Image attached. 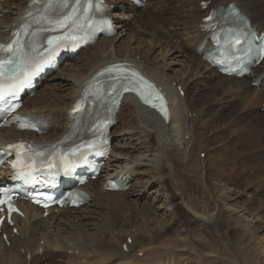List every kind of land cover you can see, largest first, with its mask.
Listing matches in <instances>:
<instances>
[{"label": "bare ground", "instance_id": "6f19581e", "mask_svg": "<svg viewBox=\"0 0 264 264\" xmlns=\"http://www.w3.org/2000/svg\"><path fill=\"white\" fill-rule=\"evenodd\" d=\"M29 1L4 0L0 3V15H2L0 42L8 38L10 31L28 8ZM107 2L110 4L107 15L112 19L119 35L100 38L88 49V51L92 50V56L88 61L83 59L79 63L82 54L71 60H65L63 67H60L57 73L46 78L49 83L43 82L33 97H26L23 101V110L42 119L47 125L46 132L35 135L18 132L13 128L0 129V143L21 139L47 144L59 140L68 131L67 111L85 89L87 82L99 69L117 61L131 64L164 90L169 99V118L165 120L159 117L130 95H125L116 116V123L109 133L113 142L108 165L98 179L89 181L83 186L90 200L78 209L50 210L47 217H42L43 212L40 209L21 202L19 206L23 217H13L17 235H12L11 228H7L5 224L2 228L9 247L5 246L0 237V264H88L87 261L90 259L94 260L93 264H109L112 258L131 259L132 264L136 262V254L139 255V252L134 253L138 244L143 246L145 257H150L155 253L156 248L153 247L154 236L148 225L154 222L156 233H162L170 226L172 228L173 217L176 215L175 205H179L194 218L212 226L215 222L212 221L213 213L210 212L209 200L212 198L209 199L204 193L207 189L203 188V192H199L198 197L195 194L197 191H194L195 186L192 187L189 183L191 181L187 170L192 168L199 173L197 175L193 173L196 185L203 186L206 181L202 172H199L201 167L199 168L198 162L192 160V153L203 141L198 138L194 141L197 125L201 124L200 126L204 128L216 127V129L221 125V129L234 128L242 137L238 139L245 148H249L253 143L257 145L264 139L262 119L264 112L260 113L258 109L253 108V105L258 103L259 105L262 103L264 107V59L253 69L252 76L248 78L222 76L202 59V54L188 46H181L182 44L174 39L179 34H188L187 41L198 45L204 37L201 33V19L209 9L218 5L225 6L228 3L236 4L250 19L256 30L264 31V0H145L141 10L128 0H107ZM111 5L114 7L119 5L120 10H128L132 15L129 17L133 25L148 38L147 48L144 49L138 44L132 47L133 36H128L124 45L122 42L115 44L125 28L118 20L121 15ZM203 5H206L205 9ZM151 47H163L167 54L170 51L178 54L181 58L178 63L184 65L186 75L178 74L176 77H171L168 73L164 74V66L167 64L155 63V58L151 56ZM138 55L140 58L137 59ZM77 63L79 64L76 65ZM259 77L261 79L258 85L253 86L252 82ZM197 83L206 85L208 93H202L196 87ZM177 86L183 91V96L179 95ZM190 114H194V117L189 118ZM194 123L197 124L192 126V128L195 126L192 130L191 125ZM200 137L202 138L201 134ZM221 164H223L222 158H217L213 170L219 172L218 167ZM6 170L7 167L1 170L0 177L6 173ZM113 174H122V182L130 184L127 192L104 190L105 179ZM166 179L173 180L172 182H175V185L177 183L179 188L174 187L171 193L166 186L168 183L165 185ZM94 182H98L97 187L93 185ZM69 189L65 188L64 191ZM229 191L227 186L222 190H216L214 193L216 201L221 199L217 192L221 194ZM109 195L111 198L119 195L130 197L127 202H132L135 211L138 201L144 199L150 203V206L143 205L149 207L147 209L151 211L145 213L147 215L141 211L135 213L140 226L132 231L134 234L127 236L131 242L126 243V250L122 249L126 239L120 241L119 237H114V233L105 235L107 230L102 231L105 229V224L101 222L104 218L100 215L101 210L107 207ZM117 203L122 204L123 200H118ZM171 206H173L172 210L167 209ZM171 211L172 214L169 215ZM158 217L161 218L156 221L155 218ZM224 223L226 228H230L228 219ZM131 225L135 226V224ZM130 226L128 222L126 227ZM156 233L155 237L158 236ZM144 235L148 237V243L141 244L138 240L145 238ZM182 239L176 238L172 244L167 245L166 249H170L173 256L165 258L166 262H161L163 259L154 264H175L173 258L177 257L175 253L181 248L188 250L186 253H196V248L190 243L192 240L187 242ZM40 241L42 245L39 244ZM159 245L162 247L163 243ZM199 252L196 253L199 256H211L214 251L211 249L207 254ZM82 259L86 261L81 262Z\"/></svg>", "mask_w": 264, "mask_h": 264}, {"label": "rangeland", "instance_id": "374dc122", "mask_svg": "<svg viewBox=\"0 0 264 264\" xmlns=\"http://www.w3.org/2000/svg\"><path fill=\"white\" fill-rule=\"evenodd\" d=\"M115 9L121 15L118 20L124 25L125 28V30H123V32H121L119 36V41L115 44H120V42H122V44L124 45V43L126 44L128 36H133L132 47H135L138 44L142 45L144 49L147 48L148 44L146 43V41L148 40V38L145 37V35L142 34L133 25V21L131 19L132 15L129 14L128 10H120L119 5H117ZM138 9H143V6L138 7ZM1 16L2 15H0V17ZM116 35H119L118 30L116 31ZM187 38L188 34H179L174 39L180 42L182 44L181 46H188L196 50L197 45L195 43L190 44L187 41ZM150 51H152L151 56L152 58H155L156 64H167L164 66V74L168 73L171 77H176L178 76V74L180 76L186 75V69L184 68V65L181 62L178 63L179 60H181L178 54L173 53L172 51L167 54V51L165 53L163 47H151ZM91 52L92 50L82 51L80 53L82 54V57H80L79 63L83 59H86L88 61L92 56ZM136 58H140L139 55L136 56ZM79 63H77L76 65H78ZM63 64L64 63L61 64V67H63ZM173 86H175V84H173ZM196 87L201 90L202 93H208L206 85L197 83ZM260 93L261 92H259V94ZM253 106V108H255V110L258 109L260 113L264 112V107L262 103L260 105L258 103V105L256 104ZM188 116L189 118H192L194 117V114H190ZM262 119L264 121V117H262ZM200 123H202V121ZM196 124L197 123L192 124L191 128L193 125L196 126ZM200 125H197V133H195L193 138L194 141H196L197 138L198 140L202 139L203 141L198 147L199 149L197 148L192 153V160L198 162L199 168L201 167L199 172H202L203 177L206 178V181L203 185L204 187L196 185L195 181L193 180V173L197 175L199 174L196 173L198 171L194 170V168L187 171H189L188 175H190L189 179L191 182L189 183L192 187L195 186L194 191H197L195 194L198 197L200 196L198 195V193L203 192V188L204 190L207 189V191L210 193L209 194L206 190L204 192L209 199L212 198V200H209L211 201L209 202L211 205L210 212L213 213L214 220L212 219V221L215 222L212 226L204 221L194 218L190 212H187L184 208L180 207L179 205H175L176 215L175 217H173L174 225H172V228H170V226L168 227L169 229H165V231H163L162 233H156L154 222L150 223V226L148 225V228H150L151 232H153L154 237L152 239L154 240L153 242H155V245L153 246L154 248H156L155 253L150 257H145V251L144 249H142L143 246L141 247L138 244L135 247L134 253L139 252V255L136 254V262L132 264H137V262L138 264H154L156 262H160V260L163 259L164 260L161 262H166L165 260L168 257L173 256L172 251L170 249H166L167 245L172 244L176 238L178 239L180 237L187 242H190L192 240L190 243L192 247L196 248V253L197 251H200L199 253L207 254L208 251H210L211 249L214 252L210 254L211 256H199L196 253H186L188 250H182L181 248L178 250V252L175 253V256L177 257L173 258V261L175 260V264H264V139L262 140L263 143L259 142V144L257 145H254L253 143L249 148H245V146H242L243 144L241 143V141H239L242 137L235 132L234 128L226 129L223 127L221 129V124V126L217 127V129L216 127L204 128ZM195 126L192 128V130H194ZM200 134L202 138L200 137ZM247 141L250 140L247 139ZM112 142L113 140L111 139V144ZM199 150H201V153L198 155ZM217 158H222L223 162V164L218 167L219 172H215L213 170V165ZM143 169L147 170L149 168ZM177 172L181 173V171ZM172 181L173 180L170 181V179L165 180V185L168 183V185L166 186L171 193L173 192L174 187L179 188L177 186V183L175 185V182ZM93 185L97 187L98 182H94ZM205 185H208L206 186L207 188L205 187ZM226 186L229 187L230 191L228 193L221 194L217 192L221 199H217L216 201V195L214 193L216 192V190H222V188H225ZM109 197L107 207L101 210L102 213L100 216L104 218L101 222L105 224V229H103L102 231L106 232L107 230V233L105 235H110L114 233V237L117 236V238L119 237L120 241H124V239H127V236L134 234L132 231H134L136 228H139L138 226H140L135 217V213L141 211L145 214L149 212L150 210L147 209L149 207L146 206H150V203H148L149 201L146 202V200L144 199L138 201L135 211V208L132 206V202H127L130 197H123L121 195H119L118 197L112 196V198L111 195H109ZM117 199L119 201L123 200V203H117ZM109 205L110 207H108ZM143 205L146 206L144 207ZM167 209L172 210L173 206H171V208L167 207ZM178 211H180L181 213ZM171 214L172 211L169 215ZM160 218L161 217L155 219L157 221ZM226 219L229 220L230 228H226L225 226L224 222ZM128 222L129 226L131 224H135V226L131 225L130 227H126ZM118 228L121 230L119 231ZM115 230H118L119 233L114 232ZM125 230L127 231V233ZM154 232L158 236L155 237ZM144 237V240L142 238H139L138 241H141L139 243H148V237L145 235ZM200 242H202L203 244ZM158 243H163V246L161 247ZM164 243H167L166 246ZM39 244L42 245V241H40ZM5 246L9 247L7 244H5ZM202 246L206 247L203 248ZM121 259L123 258H112V260L110 259L111 261L109 260V262L111 263H108L131 264V259ZM85 261L86 260L82 259L81 262ZM87 263L93 264L94 260L90 259L89 261H87Z\"/></svg>", "mask_w": 264, "mask_h": 264}, {"label": "snow or ice", "instance_id": "6c2138e0", "mask_svg": "<svg viewBox=\"0 0 264 264\" xmlns=\"http://www.w3.org/2000/svg\"><path fill=\"white\" fill-rule=\"evenodd\" d=\"M79 2V0H77ZM97 8H99V2L97 3ZM51 5H48L44 9V14L36 19V22L39 23L41 20L47 21L49 24L57 27H66L71 24L76 23V21L71 16L64 15L62 17L53 16L48 14L49 8ZM64 7H67L65 4ZM89 8L92 7L91 2L88 5ZM75 11V10H74ZM31 16V12L28 13ZM211 19V17H209ZM29 25H25L27 28ZM13 43L19 44V41H14ZM49 44H52V41H49ZM0 52L10 53V56L7 58H0V102L7 103L6 98L9 96H14L22 87H24L30 80L29 68L31 67V63L29 60L24 59L21 56L20 49L17 47L14 49L12 47V43L8 45L0 44ZM23 65V66H22ZM124 91H134L137 95L141 97V99L146 104H150L154 108H159L167 118L166 107L163 102V97L159 95V93L155 92L153 86L149 84L142 76H140L136 72H131L130 78H128V84L122 85ZM156 101H159L157 103ZM2 106V104H0ZM16 105L11 107V111H15ZM78 110V109H77ZM30 124H21V127H32ZM11 148L17 149L18 158L21 156L19 149L23 148V145H11ZM13 167H18L17 164H14ZM29 168L32 166L29 165ZM25 180L28 179L30 172L23 171V166H21V171L18 173Z\"/></svg>", "mask_w": 264, "mask_h": 264}]
</instances>
